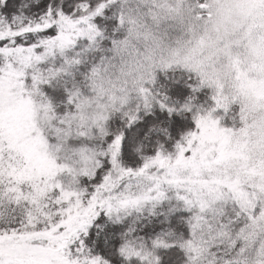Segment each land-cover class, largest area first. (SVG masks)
<instances>
[{
    "label": "snow or ice",
    "instance_id": "obj_1",
    "mask_svg": "<svg viewBox=\"0 0 264 264\" xmlns=\"http://www.w3.org/2000/svg\"><path fill=\"white\" fill-rule=\"evenodd\" d=\"M0 264H264V0H0Z\"/></svg>",
    "mask_w": 264,
    "mask_h": 264
}]
</instances>
